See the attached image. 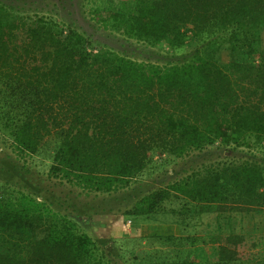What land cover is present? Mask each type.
<instances>
[{
    "label": "trees",
    "instance_id": "trees-1",
    "mask_svg": "<svg viewBox=\"0 0 264 264\" xmlns=\"http://www.w3.org/2000/svg\"><path fill=\"white\" fill-rule=\"evenodd\" d=\"M135 2V13L97 11L96 19L141 42L189 47L182 59L139 61L72 24L0 0V134L21 154H35L54 136L50 180L112 193L157 152L181 159L249 145V137L264 145V0ZM184 171L126 213L154 220L165 202L185 198L184 211H174H218L217 231L204 235L196 255L143 263L264 264V233L223 228L233 222L224 213L264 208L263 161L225 159ZM42 187L0 181V264H111Z\"/></svg>",
    "mask_w": 264,
    "mask_h": 264
},
{
    "label": "rangeland",
    "instance_id": "rangeland-1",
    "mask_svg": "<svg viewBox=\"0 0 264 264\" xmlns=\"http://www.w3.org/2000/svg\"><path fill=\"white\" fill-rule=\"evenodd\" d=\"M12 4L25 13H38L54 18L64 24H72L81 32L95 40L96 44L106 45L120 54L130 56L139 61H151L158 64L176 62L184 57L189 47L174 49L163 42L151 45L133 38H128L106 23L98 22L97 11H113L135 13V0H1ZM144 5H152L146 0ZM143 5V6H144ZM228 52L224 57H228ZM56 138L50 136L46 145L35 154L21 152L7 144L0 134V181H8L19 188L40 191L44 186L46 195L53 205L68 213V217L77 224L79 231L87 232L98 244L99 252L111 264H146L147 259L153 261L166 257L174 260L180 255L200 252L202 238L207 233H216L218 211L182 215L177 209L186 208V199L172 198L164 203V209L154 220L133 217L126 211L137 202L142 195L166 185L190 168H198L225 159L244 161L258 159L264 163V145H256L252 137L249 145L237 148L219 149L210 147L205 152H196L181 159L167 157V154L156 153L151 164L126 187L112 193L95 194L82 191L79 187L49 176L51 154L54 152ZM185 175V173H184ZM48 189H47V188ZM43 188V187H42ZM189 204V203H188ZM183 206V207H182ZM185 206V207H184ZM232 215V226L224 224L225 232L231 229L243 233H264V208L260 211H230L223 215ZM225 219V218H224ZM176 223L170 237L152 235L151 228L162 222ZM151 235V236H149ZM166 236V235H165ZM196 237L197 241L186 239ZM146 250L148 252H146ZM181 250L183 252H181ZM151 254V255H150ZM136 255V256H135ZM185 255V256H186ZM200 258V255L197 256Z\"/></svg>",
    "mask_w": 264,
    "mask_h": 264
},
{
    "label": "crops",
    "instance_id": "crops-1",
    "mask_svg": "<svg viewBox=\"0 0 264 264\" xmlns=\"http://www.w3.org/2000/svg\"><path fill=\"white\" fill-rule=\"evenodd\" d=\"M174 226L179 227L176 223H170V222H162L161 225L156 226L154 225L153 228H151V234L154 236H163V237H168L171 235H174V232L171 231V229H174ZM166 235V236H165ZM151 236V235H149Z\"/></svg>",
    "mask_w": 264,
    "mask_h": 264
}]
</instances>
